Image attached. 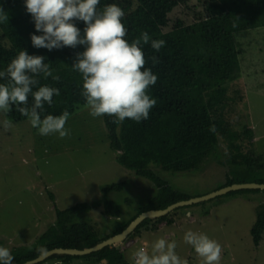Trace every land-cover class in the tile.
I'll list each match as a JSON object with an SVG mask.
<instances>
[{
    "label": "trees",
    "instance_id": "16d2710c",
    "mask_svg": "<svg viewBox=\"0 0 264 264\" xmlns=\"http://www.w3.org/2000/svg\"><path fill=\"white\" fill-rule=\"evenodd\" d=\"M183 2L184 0H100L98 6V10H102L107 4L119 5L125 13L122 22L128 29L126 39L129 42L138 38L143 31H147L152 39L166 42L158 52L152 49L151 42L143 45L145 67L151 68L158 77L156 84L149 88V94L157 100L150 110L149 118L139 123L126 119L117 125L113 123L115 117L103 116L110 145L118 151L117 162L152 180L158 187L157 194L139 207L135 215L106 236L97 233L87 222L78 221V215L102 205L107 215L118 217L121 209L110 194L123 190V180L103 187L101 201L56 209V222L34 243L19 245L11 251L14 257L12 264H22L56 247H92L120 233L146 210L163 209L177 201L192 198L191 195L174 189L151 165L155 164L172 172L197 169L208 156L216 152L221 139H224L229 149V163L232 166L223 186L243 182L264 183V175L261 170H257L264 165L252 156L251 149L244 151L248 147L243 144L246 139L253 145L254 130L247 123L243 124L242 129L236 130L232 118L227 116L237 100L236 96L229 94L230 84L241 77V49L237 34L264 23V0H203V7L218 5L220 9L214 13L201 14L191 23L178 18L172 28L166 30L170 23L169 14ZM0 9L8 16L7 21L0 22V71L6 70L8 64L23 49L30 55L46 57L45 63L50 64L53 76H59L60 79L54 80L52 76L45 78L41 73L37 77L40 84L34 86L33 91L38 90L39 86L48 85L58 88L60 95L53 97L51 105L45 103L42 118L48 114L60 115L65 110L70 116L79 112L86 100L81 95L82 75L72 65L76 54L85 50L84 46H66L52 51L37 49L32 46L31 34L42 33L36 31L32 16L26 10L25 0H0ZM76 26L83 33L85 23L77 20ZM153 56L157 57L158 63L153 64ZM0 83H7V80H0ZM33 103L34 97L30 94L28 107ZM7 117L14 122L28 119L17 110L16 105L11 106ZM212 126L215 127V132L210 131ZM256 172L260 176H255ZM244 191L256 192L261 189H239L226 194ZM50 196L54 200L52 192ZM191 205L176 208L159 218L145 219L130 236L141 234L143 229L155 230L161 222L173 224L177 211ZM257 209L251 235L254 244L259 246L264 239V203ZM54 259L63 264H74V260L103 264V259L108 264H128L121 247L109 246L83 256L55 254L38 264Z\"/></svg>",
    "mask_w": 264,
    "mask_h": 264
},
{
    "label": "rangeland",
    "instance_id": "374dc122",
    "mask_svg": "<svg viewBox=\"0 0 264 264\" xmlns=\"http://www.w3.org/2000/svg\"><path fill=\"white\" fill-rule=\"evenodd\" d=\"M219 9L218 5L203 7V0H184L169 14L166 30L172 28L178 18L191 23L201 14ZM259 24L262 25L237 34L241 77L230 84L229 94L237 100L227 116L232 118L236 130L242 129L244 123L254 130L256 140L253 139L251 145L246 139L243 144L248 147L244 151L251 149L252 156L264 165V23ZM5 119L11 121L7 114L0 112V122ZM11 123L7 131L0 123V243L10 251L19 245L34 243L56 222V209L101 201L102 188L114 182H125L122 191L110 194L121 209L118 217L107 215L102 205L78 215V221L87 222L102 236L111 234L158 192L152 180L117 162L118 151L110 145L103 116L93 118L85 106L69 117L65 127L70 134L65 138L58 134L41 136L29 119ZM231 167L224 139L197 169L172 172L151 165L174 189L192 198L220 189L227 182ZM257 170L264 175V167ZM255 176L260 174L256 172ZM262 203L264 190L223 194L180 208L174 215L175 222L165 225L170 227L168 237L172 239L169 241H176V252L187 259L188 264H202L193 247L183 240L189 229L206 233L222 245L219 264H264V239L256 246L251 235L257 207ZM187 218L190 223L185 221ZM161 223L159 227L164 225ZM146 236L151 244L160 234L154 231L143 238ZM136 240L137 236L132 235L120 245L129 258L136 249L133 247ZM147 247L150 250V245ZM60 262L54 259L40 264H63ZM76 263L87 264L84 260H74Z\"/></svg>",
    "mask_w": 264,
    "mask_h": 264
},
{
    "label": "clouds",
    "instance_id": "9594fccd",
    "mask_svg": "<svg viewBox=\"0 0 264 264\" xmlns=\"http://www.w3.org/2000/svg\"><path fill=\"white\" fill-rule=\"evenodd\" d=\"M99 4L100 0H25L36 31L42 33L31 34L32 46L52 51L83 45L85 50L76 54L72 67L82 75L81 95L89 114L93 118L115 117L113 123L117 125L126 119L139 123L149 118L150 110L157 103L149 94V88L156 84L158 77L151 68L145 67L143 45L151 42L152 49L158 52L166 42L152 39L147 31L129 42L126 39L128 29L122 22L124 11L116 3L98 10ZM7 20V14L0 9V22ZM77 20L85 23L83 33L76 26ZM151 59L153 64L158 63L157 57ZM45 60L46 57L30 55L23 49L6 70L0 71V80H7V83H0V112L7 114L11 106L16 105L41 136L58 134L65 138L70 134L65 127L70 117L67 110L60 115L41 116L45 103L51 105L60 90L43 85L33 91V87L40 84L37 77L41 73L45 78L60 79L53 76ZM30 94L34 103L28 107ZM0 123L5 131L12 127L7 119ZM210 131L215 132V127ZM183 240L193 247L202 264H219L223 248L217 240L191 229L185 232ZM146 245L141 243L131 253V264H188V260L176 252L175 240L159 237L151 242L150 250ZM13 259L10 249L0 246V264H12Z\"/></svg>",
    "mask_w": 264,
    "mask_h": 264
},
{
    "label": "water",
    "instance_id": "95a60500",
    "mask_svg": "<svg viewBox=\"0 0 264 264\" xmlns=\"http://www.w3.org/2000/svg\"><path fill=\"white\" fill-rule=\"evenodd\" d=\"M250 188H258L261 190H264V183L259 182H243V183H232L230 185H226L224 187H221L218 190H215L209 194L200 196V197H194L187 200H180L175 203L170 204L166 208L163 209H150L146 210L142 213H140L138 216H136L129 225L122 230L120 233H117L113 236H110L97 244H95L92 247H85L83 249L78 248H64V247H56L49 249L43 253H41L38 257L34 259H30L28 261H25L22 264H37L39 262L44 261L46 258L51 257L55 254H67V255H73V256H83L88 255L93 252H97L101 250L102 248L109 246V247H121V243L126 240L131 233L135 231V229L138 227L139 224H141L145 219L151 218H159L162 216H165L169 214L171 211L175 210L176 208H179L181 206L191 205L194 203H199L202 201L210 200L212 198H215L217 196L226 194L230 191H235L239 189H250ZM102 262L104 264H108V261L106 259H103Z\"/></svg>",
    "mask_w": 264,
    "mask_h": 264
},
{
    "label": "crops",
    "instance_id": "0c3cea01",
    "mask_svg": "<svg viewBox=\"0 0 264 264\" xmlns=\"http://www.w3.org/2000/svg\"><path fill=\"white\" fill-rule=\"evenodd\" d=\"M256 140V138H254V141ZM188 216H190L191 215V212L190 213H188L187 214ZM195 219V218H194ZM194 219H192V221L194 220ZM185 221H187V222H191V220L190 219H186ZM162 223H164V225H162L161 227H159L158 226V228L157 229H155V230H142L141 231V234L139 235V236H137V240L135 241V243H133V247H139L140 245H141V243H143V242H145L147 245L146 246H149L150 244H149V241L148 240H146V238L148 237V236H146L145 238H143V236L144 235H146V234H150L151 232H154V231H157V234H160V236H158L157 238H159V237H163V238H165V239H167V240H169L170 239V237H168V234H169V228H166V223L165 222H162ZM161 223V224H162ZM185 225V224H184ZM164 227H165V229H164ZM171 233L173 234V232L171 231ZM151 237V236H150ZM142 239H144V241H142ZM122 249H123V247H121ZM127 258V261H128V264H131V258H129V257H126Z\"/></svg>",
    "mask_w": 264,
    "mask_h": 264
},
{
    "label": "built area",
    "instance_id": "2783aa9c",
    "mask_svg": "<svg viewBox=\"0 0 264 264\" xmlns=\"http://www.w3.org/2000/svg\"><path fill=\"white\" fill-rule=\"evenodd\" d=\"M142 246H145V245H142ZM134 250H132V252H133Z\"/></svg>",
    "mask_w": 264,
    "mask_h": 264
},
{
    "label": "flooded vegetation",
    "instance_id": "af4514ba",
    "mask_svg": "<svg viewBox=\"0 0 264 264\" xmlns=\"http://www.w3.org/2000/svg\"><path fill=\"white\" fill-rule=\"evenodd\" d=\"M202 202H203V201H202ZM199 203H200V202H199ZM135 230H136V229H135ZM131 234H132V233H131ZM131 234H130V235H131ZM130 235H129V236H130Z\"/></svg>",
    "mask_w": 264,
    "mask_h": 264
}]
</instances>
